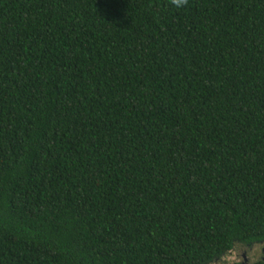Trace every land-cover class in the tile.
Masks as SVG:
<instances>
[{"label":"trees","instance_id":"obj_1","mask_svg":"<svg viewBox=\"0 0 264 264\" xmlns=\"http://www.w3.org/2000/svg\"><path fill=\"white\" fill-rule=\"evenodd\" d=\"M255 243L264 0H0V264Z\"/></svg>","mask_w":264,"mask_h":264},{"label":"rangeland","instance_id":"obj_2","mask_svg":"<svg viewBox=\"0 0 264 264\" xmlns=\"http://www.w3.org/2000/svg\"><path fill=\"white\" fill-rule=\"evenodd\" d=\"M258 258L264 259V244L255 243L251 246L235 245L219 259L208 264H230L232 262H251Z\"/></svg>","mask_w":264,"mask_h":264},{"label":"clouds","instance_id":"obj_3","mask_svg":"<svg viewBox=\"0 0 264 264\" xmlns=\"http://www.w3.org/2000/svg\"><path fill=\"white\" fill-rule=\"evenodd\" d=\"M171 3L176 7H183L187 5L188 0H171Z\"/></svg>","mask_w":264,"mask_h":264}]
</instances>
